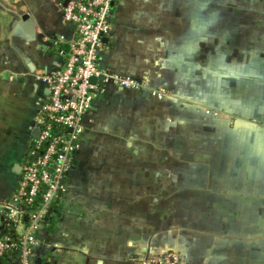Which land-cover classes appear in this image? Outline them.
Wrapping results in <instances>:
<instances>
[{"label":"crops","instance_id":"crops-1","mask_svg":"<svg viewBox=\"0 0 264 264\" xmlns=\"http://www.w3.org/2000/svg\"><path fill=\"white\" fill-rule=\"evenodd\" d=\"M68 1L0 0V236L44 78L76 38ZM110 22L100 66L144 88L93 83L28 263L264 264V0H115Z\"/></svg>","mask_w":264,"mask_h":264},{"label":"built area","instance_id":"built-area-1","mask_svg":"<svg viewBox=\"0 0 264 264\" xmlns=\"http://www.w3.org/2000/svg\"><path fill=\"white\" fill-rule=\"evenodd\" d=\"M115 0H69L62 18L71 23L73 39L63 62L44 78L46 96L39 102L35 116L38 132L32 137L20 161V171L10 199L1 203L7 225L19 236L18 264H29V257L55 215L65 191L67 174L84 132L83 117L90 112L97 86L91 78H101L121 89H142L144 84L99 64L103 37L111 27V9ZM102 89V88H101ZM159 95V92L152 91ZM22 226V232H18ZM9 237L0 236V255ZM174 257L163 258L173 264Z\"/></svg>","mask_w":264,"mask_h":264},{"label":"trees","instance_id":"trees-1","mask_svg":"<svg viewBox=\"0 0 264 264\" xmlns=\"http://www.w3.org/2000/svg\"><path fill=\"white\" fill-rule=\"evenodd\" d=\"M3 235L8 236L9 241L7 242V247L0 255V260L5 259L9 261L10 259L15 258L14 256L17 254L18 250L20 249V246L18 244L19 236L13 231L10 225H6Z\"/></svg>","mask_w":264,"mask_h":264},{"label":"water","instance_id":"water-1","mask_svg":"<svg viewBox=\"0 0 264 264\" xmlns=\"http://www.w3.org/2000/svg\"><path fill=\"white\" fill-rule=\"evenodd\" d=\"M96 80H97L96 78H91V82H92V83H94ZM37 135H38V132H36L35 135L33 134L32 137L34 138V137H36Z\"/></svg>","mask_w":264,"mask_h":264},{"label":"rangeland","instance_id":"rangeland-1","mask_svg":"<svg viewBox=\"0 0 264 264\" xmlns=\"http://www.w3.org/2000/svg\"><path fill=\"white\" fill-rule=\"evenodd\" d=\"M215 1V0H214ZM218 20H220V11L216 12Z\"/></svg>","mask_w":264,"mask_h":264}]
</instances>
